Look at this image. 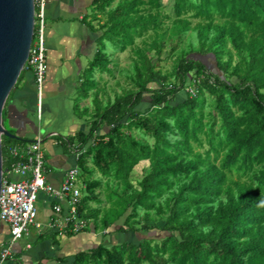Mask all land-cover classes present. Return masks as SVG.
<instances>
[{
  "label": "trees",
  "instance_id": "16d2710c",
  "mask_svg": "<svg viewBox=\"0 0 264 264\" xmlns=\"http://www.w3.org/2000/svg\"><path fill=\"white\" fill-rule=\"evenodd\" d=\"M114 1L92 0L85 18L100 34L82 96L94 70L107 69V42L119 52L131 45L132 86L68 139L69 147L87 146L77 159L84 197L76 209L98 230L122 217L115 232L161 226L167 233L160 241L100 244L71 264H264V0H174L173 17L160 0ZM95 16L104 20L98 28ZM148 31L150 42L133 44ZM173 40L164 71L152 58L163 60L164 43ZM144 100L149 106L136 110ZM101 127L108 130L99 134ZM23 140L2 136L3 169L12 165L8 147ZM145 161L148 172L133 185L130 173ZM97 189L109 202L103 212L88 206L100 200Z\"/></svg>",
  "mask_w": 264,
  "mask_h": 264
},
{
  "label": "crops",
  "instance_id": "0c3cea01",
  "mask_svg": "<svg viewBox=\"0 0 264 264\" xmlns=\"http://www.w3.org/2000/svg\"><path fill=\"white\" fill-rule=\"evenodd\" d=\"M91 2L92 0L89 1L92 16ZM117 2L118 0H115L113 4ZM47 14L51 22L46 28L48 70L45 77L41 117L37 116L36 87L33 71L30 68H25L20 73L6 99L3 114L4 123L8 121L10 124L9 131L26 139L23 141H30L37 136L44 138L46 182L52 187H59L66 171L77 165V160L69 152L68 139L74 138L80 131H87L88 119L96 114L99 107L103 108L101 104L99 105V101H108L111 97L114 99L124 88L132 86V83H129L132 66L129 61L121 65L120 59H117V62L113 64L111 60L106 70L96 69L100 72L99 84L93 86L92 82H86V87L91 89L88 96L84 98L82 96L83 75L85 76L86 70L94 59L97 51L94 45L97 43L100 31L90 29L89 20L85 21L90 14L85 12V6L81 0H48ZM97 17L95 16L93 22L96 28L104 21ZM115 52L119 51L115 50ZM114 54L111 52L110 57ZM81 56L86 58L85 67L81 62ZM109 68H113V75L108 72ZM96 72L94 70L92 77ZM149 86L151 87L150 84ZM148 106L149 103L144 100L138 104L136 110L144 111ZM75 109L81 111L83 115L88 114L89 117L77 116ZM107 130L106 127H101L97 133L104 134ZM73 143L77 141H72L71 144ZM136 170L134 168L131 173L133 171L137 173ZM82 186L84 187V183ZM81 193L84 197V191ZM95 193L100 195V200L98 202L90 200L88 206L99 208L103 212L109 206L104 190L97 189ZM83 197L79 207L82 206ZM55 204L57 200L52 195L45 191L38 193L35 205L36 223L39 226L29 225L22 239L13 245L12 255L8 258L10 263L2 264H71L73 257L79 252L89 251L100 244L108 246L119 242L117 235L111 232L121 226L122 217L105 228L104 232L103 229H96L95 224H91L89 217L84 215L80 217L88 222V226L82 231L71 232L68 228L63 232L56 225L48 227L47 223L54 215ZM60 204L62 209L68 206L65 200ZM8 234V225L0 221V243L8 238ZM112 239L118 242L112 243Z\"/></svg>",
  "mask_w": 264,
  "mask_h": 264
},
{
  "label": "built area",
  "instance_id": "2783aa9c",
  "mask_svg": "<svg viewBox=\"0 0 264 264\" xmlns=\"http://www.w3.org/2000/svg\"><path fill=\"white\" fill-rule=\"evenodd\" d=\"M48 0H34V28L32 41L25 68L33 71L36 87L37 116L41 117L42 98L45 85V77L48 70L46 61V14ZM190 95L196 91L192 87L187 88ZM44 138L37 136L30 141H23L8 147V153L12 158V165L4 169L0 186V221L9 227V236L0 243V264L4 263L12 255V248L24 233L28 226L36 223L37 208L36 199L40 191L52 195L57 204L54 210L61 211L60 202L65 200L72 205L69 214L62 221L51 218L47 226L70 225L72 232H79L88 226V222L80 217L76 204L81 194L79 186V168L73 166L66 171L64 180L59 187H52L46 182V167L43 148ZM86 147L79 144L70 145L69 152L77 160ZM14 173L21 176L18 181H12L6 174Z\"/></svg>",
  "mask_w": 264,
  "mask_h": 264
},
{
  "label": "water",
  "instance_id": "95a60500",
  "mask_svg": "<svg viewBox=\"0 0 264 264\" xmlns=\"http://www.w3.org/2000/svg\"><path fill=\"white\" fill-rule=\"evenodd\" d=\"M33 28L34 0H0V186L4 171L2 136L20 138L5 127L3 110L10 91L25 69ZM189 85L190 81L186 86Z\"/></svg>",
  "mask_w": 264,
  "mask_h": 264
},
{
  "label": "rangeland",
  "instance_id": "374dc122",
  "mask_svg": "<svg viewBox=\"0 0 264 264\" xmlns=\"http://www.w3.org/2000/svg\"><path fill=\"white\" fill-rule=\"evenodd\" d=\"M77 1H79V0H77ZM81 1H82V3L85 6V12L88 13V14H91L92 9H91L90 4H89V1L90 0H81ZM173 3H174V0H160V4H161V6H163L162 8L164 9V11L166 13H168V15H170L172 17L174 16ZM47 13H48V3H47ZM45 20H46V28H47L50 25V22H51V19L48 16V14H46V19ZM167 22H169V21H167ZM152 36H153L152 35V31H148L142 37H135L133 44H135V45H141V44H143L142 43L143 40H146L147 42H150L152 40ZM175 40H173V41H166L164 43V47H165L164 48V52H162V54L160 56V58H162L163 60L159 61V60L156 59V57H153L152 58V61L155 63V65L158 66V68H160V69L162 68L164 71L165 70H169L170 67H171L172 61L170 60L169 56L166 53L169 50L170 45H173V44L175 45V43H176ZM95 45H96V47H95ZM95 45H94V48H97L99 46L97 43ZM180 47H181V44H180ZM113 49H114V45L111 44V43H109V42H107V48H106L105 51H106L107 56L109 58V62L111 60L113 61L111 64L117 62V59L118 60L120 59V64L121 65H123V64H125V63H127L129 61V62H131L130 65L133 67L132 61H131V58L133 57V53L131 51V45L130 46H127L126 49L123 52H115V51H113ZM111 52L115 53L113 57H110ZM196 52H199V51H196ZM153 54L154 53L151 52V53L148 54V56L149 57H152ZM80 59H81V62L83 63V66L85 67L86 66V63H87L85 56H81ZM204 61H205V65L209 69L214 68L215 65H216L215 64V61H214V59L212 57H208ZM84 67H83V70H84ZM95 71H97V72H96L95 75H93V77L90 75L91 78L94 80L92 82L93 83V86H97L99 84L98 79L100 77L99 70H95ZM113 71H114L113 68H109V71L108 72H110V74L113 75ZM189 74L190 73H188V75ZM191 79H192V77H190V82H191ZM150 85L153 86V87H158L159 86L158 84H155V83H150ZM114 93H116V92L114 91ZM199 99L200 100H203V97L202 96H199ZM110 101L111 102L114 101L113 97H111ZM98 103L101 104L103 107H105L106 105H108V102L106 100L105 101H99ZM210 108H211L210 107V102H208L207 105L205 106V110H210ZM75 113L77 114V116H81L82 118L83 117H89L88 114H84L83 115V113L81 111L77 110V109H75ZM89 120H90V118L88 119V121ZM4 125L9 130V128H10L9 122L6 121L4 123ZM56 135H59V134H56ZM202 137H204V136L202 135ZM58 138H59V136H58ZM58 140H61V139H58ZM203 150L204 149H202V151ZM147 164L148 163L146 161L145 162H142L141 167L137 168L138 171L140 170L139 173L138 172L137 173H134V171H133V173H130L129 178H130V182L133 185H136L137 182L141 179V177L146 172H148ZM6 176H8L12 181H18V180L21 179V176L16 175L14 173L6 174ZM82 182H83L82 181V177L79 176V186H82V184H83ZM88 219L90 220L91 224H97L94 219H92V218H88ZM161 224H162V222H158L157 223V226H159ZM160 228H161V226H159L158 228L155 227V228L151 229L150 231H146V232L144 231V232H136V233L135 232L120 233V232L113 231L111 233H114L113 235H117V237L119 239V242H121V240L122 241L138 242V241H140V240H142L144 238H150V239H153L154 241H160L161 239H163L165 237V235L167 233L166 231H164V230H162ZM97 232H98V230H97ZM111 242L112 243H115V242H118V240L115 241V239H112ZM5 262L6 263H10L8 261V259Z\"/></svg>",
  "mask_w": 264,
  "mask_h": 264
},
{
  "label": "bare ground",
  "instance_id": "6f19581e",
  "mask_svg": "<svg viewBox=\"0 0 264 264\" xmlns=\"http://www.w3.org/2000/svg\"><path fill=\"white\" fill-rule=\"evenodd\" d=\"M60 203H61V202H60ZM60 206H61V205H60ZM70 210H71V208H70V209H66V210H65V209H62V206H61V211H60L59 213H57V212L54 210V215H53L51 218H56V219L62 221L63 218H65V217L69 214ZM56 226H58V228L62 229L63 232H65L64 230H67L68 228H70V230H68V231H71V232H72V229H71L70 225H66V226L56 225ZM53 227H54V226H53Z\"/></svg>",
  "mask_w": 264,
  "mask_h": 264
},
{
  "label": "clouds",
  "instance_id": "9594fccd",
  "mask_svg": "<svg viewBox=\"0 0 264 264\" xmlns=\"http://www.w3.org/2000/svg\"><path fill=\"white\" fill-rule=\"evenodd\" d=\"M75 144H78V143H73V144H71V145H75ZM68 147H69V146H68ZM86 147H87V146H86ZM78 177H79V176H78ZM83 190H84V188L81 189V191H83ZM78 214H79V211H78ZM85 229H86V228H85ZM83 230H84V229H83ZM81 231H82V230H81ZM102 231L104 232L105 229H103Z\"/></svg>",
  "mask_w": 264,
  "mask_h": 264
}]
</instances>
